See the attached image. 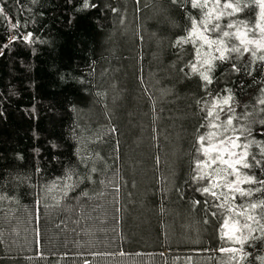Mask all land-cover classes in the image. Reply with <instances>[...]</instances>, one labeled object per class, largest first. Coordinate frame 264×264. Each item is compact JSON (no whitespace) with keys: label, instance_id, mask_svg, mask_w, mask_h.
Instances as JSON below:
<instances>
[{"label":"trees","instance_id":"obj_1","mask_svg":"<svg viewBox=\"0 0 264 264\" xmlns=\"http://www.w3.org/2000/svg\"><path fill=\"white\" fill-rule=\"evenodd\" d=\"M89 2L0 0V264H264V240L221 238L237 217L193 179L213 100L231 93L234 125L251 130L241 142L264 143V65L249 53L213 60L205 47L206 84L191 69L195 47H173L200 16L190 0ZM258 12L220 23L254 24ZM249 199L264 194L226 207ZM251 228L264 235V221Z\"/></svg>","mask_w":264,"mask_h":264},{"label":"snow or ice","instance_id":"obj_2","mask_svg":"<svg viewBox=\"0 0 264 264\" xmlns=\"http://www.w3.org/2000/svg\"><path fill=\"white\" fill-rule=\"evenodd\" d=\"M173 3L182 4L183 0H172ZM191 7L200 11V16L190 15L191 27L187 29L185 36L178 37L173 47L182 48L183 45L191 43L196 49V61L191 65L194 73H199L201 79L206 84H211L212 80L209 73L212 70V60H201V55L205 47L213 49L217 56L213 60L227 61L235 60L244 53H249L253 64L264 65V0H252L251 3L246 0H190ZM95 7L90 5L89 0H84L83 8ZM256 7L259 9L256 22L240 19H229L224 25L220 23L225 17H237L248 8ZM3 10L0 9V12ZM115 11V9H113ZM17 27V25H13ZM31 33L24 36L26 42H30ZM11 40L16 37L12 36ZM205 66H207L205 68ZM201 69H204L201 71ZM233 69L239 71L235 64ZM251 75V71L248 73ZM262 95L258 97L257 103L264 106V89H261ZM233 96L229 93L223 99H215L207 108L206 119L209 121L207 127L210 131L206 135H200L197 138V158L195 173L193 177L196 181H206V185L198 189L202 195L211 196L214 200L224 202L215 205L218 208H224L227 212L234 213L237 217L233 219L229 216L224 221L221 229V238L232 243L244 245L250 240H264V235L260 237L244 235L245 231L251 233V223H260L264 221V199L253 202L249 199L247 207L239 205L237 208L226 207L227 203H232L237 199L251 198L254 193L264 194V179H257L254 174L244 170L259 168L264 171V143L255 140L241 142V137L251 135V130L241 126L239 129L234 125L238 117L234 115L235 108L232 105ZM264 111V109H262ZM229 113L226 120H220V114ZM264 123V121H261ZM204 127V125H202ZM239 132V135H229L228 133ZM253 145L259 149L262 159H258L256 154L250 149ZM95 171V169H93ZM221 172L224 175H221ZM215 173V175H214ZM232 177V179H229ZM67 179H71V170L66 174ZM258 185L256 187L244 188L241 185ZM71 187L70 185H66ZM219 189V191H218ZM225 189L229 195H225ZM196 203H199L197 201ZM208 203V201H205ZM259 210V211H257ZM255 213V215L253 214ZM247 214V215H246ZM216 215V213H213ZM246 220H241L245 217ZM257 216L260 219H257ZM251 222V223H249ZM231 228V233L224 231L225 228ZM221 252L235 254L243 251L242 247L221 248ZM235 258V256H233Z\"/></svg>","mask_w":264,"mask_h":264}]
</instances>
